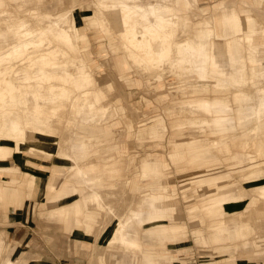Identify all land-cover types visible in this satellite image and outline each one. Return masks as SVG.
<instances>
[{"label":"rangeland","instance_id":"obj_1","mask_svg":"<svg viewBox=\"0 0 264 264\" xmlns=\"http://www.w3.org/2000/svg\"><path fill=\"white\" fill-rule=\"evenodd\" d=\"M185 1L191 9L186 17L173 23L165 20L171 32L168 42L151 39L147 48L141 25L135 28L134 42L124 45L119 15L93 0H45L42 5L0 0V27H19L22 20L25 29L0 43V115L26 113L27 108L28 123L33 125L26 126L23 122L27 117L22 118V131L15 132L14 141L8 142L11 154L0 156V184L4 187L0 189V264H13L8 256L15 248L13 258L25 256L15 259L14 264H149L141 261L147 254L156 257L153 262L158 264L160 257L167 263L164 258L170 257L169 248H178L172 253L181 255L182 263L195 257L199 262L214 259L217 264H247L237 254L236 241L241 240H251L239 245L245 253L250 249L264 251V242L256 241L262 227L259 220L264 217L254 214L264 209V189L248 183V167L236 172L241 164L236 159L244 157L247 164L251 157L264 175V142L257 141L264 136V73L251 84L250 69L258 63L250 49L241 48L239 36L216 46L211 42L216 37L207 38V27L200 20L220 0ZM222 1L227 3L217 10L242 15V0ZM244 6L251 9L248 16L264 27V0H248ZM25 7L54 17L66 13V17L56 25L31 18ZM133 9L139 10L130 9L131 15ZM200 44L210 58L218 47L235 50L236 72H218L209 62L201 66ZM179 47L185 49L184 54ZM259 63L264 64V60ZM240 67L246 70L245 76L238 73ZM7 82L15 93L14 100L6 90ZM216 97L227 111L201 106L204 100L211 103ZM242 98L247 103L241 102ZM83 103L91 105L90 112L84 113ZM222 120L231 123L214 124ZM195 121L207 123L194 132H180ZM39 129H47L46 136L39 135ZM28 130L33 137H28ZM75 131V141L86 153L81 154L82 159L97 162L101 153L96 151L114 146L109 159L77 176L106 177L97 184L78 181L72 175L74 167L65 175L54 176L57 166L69 164L62 160L63 152L74 150ZM5 140L1 134L0 144L4 146ZM29 145L32 147L27 150ZM12 150L22 160L13 156ZM196 150L207 154L198 158L204 165L195 162L192 155ZM144 163L155 170L146 173ZM215 176L221 179L214 180ZM102 183L107 187L102 188ZM65 185L82 193L86 214L93 220L89 235L82 223H76L72 202L50 198ZM145 197H152L155 211L172 221H144L143 212L150 208L143 203ZM236 203L242 204L237 213L246 214L243 221L233 220V211L225 215L228 219L231 214L227 230L213 234L215 224L206 214ZM60 206L64 208L56 209ZM236 226L250 228V234L236 240L234 232L231 239L229 230ZM145 236H161L163 241L178 238L148 249L152 241ZM118 237L124 242L117 241ZM218 237L234 244H229L228 250L216 247ZM78 238L86 242L75 240ZM125 247L136 249L138 255L131 260L123 253ZM252 261L264 264V252Z\"/></svg>","mask_w":264,"mask_h":264},{"label":"bare ground","instance_id":"obj_2","mask_svg":"<svg viewBox=\"0 0 264 264\" xmlns=\"http://www.w3.org/2000/svg\"><path fill=\"white\" fill-rule=\"evenodd\" d=\"M96 1L98 3L99 6L101 7H105V6H110L113 10H111L112 12H116L117 15H119L120 17V22H121V37L123 40L124 45L126 44H131L134 42V39L137 38L136 36V32H135V28L137 26V24L143 28V33L141 34V37L143 39V44L145 47L150 48L149 45H151L150 40L151 39H158L162 44H166L168 42V37L170 36L171 32L167 29H169V26L166 25L165 20H170L171 23L174 22V19H179L181 17H186V15L188 14V12H190V8L187 6L186 1L185 0H93ZM219 1V0H218ZM248 1V0H242V5H241V14L236 13V11L234 12L232 11H228V10H217V6L219 5H223L225 2H221V0L219 1V3H216L212 6L211 12L207 13L201 21L202 25H205L207 27V38L210 39L212 37H216L215 39H213V41H211L215 46L220 44L221 41L223 43H229V41L231 40V37L234 36H239V38L237 39V42L239 43V45L242 48V45H244L247 49H250L252 51L253 55V59L255 62H257L258 64L253 66L252 69H250L253 73L252 77L250 78V82L252 85H254V83L259 81V77L260 75H262L264 73V64L263 63H259L262 60H264V27L258 26L256 24V22L249 17V12L251 9H248L247 7L244 6V3ZM227 3V2H226ZM0 5H2V2H0ZM228 5V4H226ZM225 6V5H224ZM139 8V10L137 9H133L134 13L133 15H131V13H129L130 9L132 8ZM25 9H27L29 15L31 16V18H40L42 20H46L49 23L54 22L56 25L61 24V22L65 19L66 17V13L62 14V17L60 18L58 17H54L52 15H43V14H39L38 11L34 10H28V7H25ZM137 17H139V20L137 19ZM170 23V24H171ZM21 24V25H20ZM19 27L17 28L16 31H11L9 30V26L5 27V29H0V43H6L8 42V39L10 37L13 36H17L19 34H21L24 31V27H23V21L21 20L18 23ZM157 34H162L164 35L162 38H158L156 35ZM179 51H181L183 54L185 53V49H183L182 47L178 48ZM198 51L200 53L201 56H203L204 58L202 60H199V64L201 66L203 65H207L208 62L216 67L218 72L224 73L228 70H230L232 73L236 72V64L234 63V60L236 58V62H237V56L235 54V50H232V48H228V47H218L216 48V54L213 57H208L206 54V50L203 46V44H200ZM128 57V56H127ZM129 58V57H128ZM123 65V64H122ZM245 72L246 70H244L243 68H239L238 69V73H240L242 76H245ZM248 74H246L247 76ZM245 80H247L245 78ZM199 82V81H198ZM219 83H216L215 86H218ZM221 99L219 98H215L211 103L208 102V100H204L201 103V106L204 107H208V106H213L215 107L214 109L218 110V112H225L227 110L222 109V107H220L219 104H221L220 101ZM241 102L243 103H247V101L245 100V98H242ZM225 104V102L223 103ZM81 108L83 109L84 113H88L91 111V105H87L86 103H83ZM86 122H89V116L88 118H84ZM207 123V122H206ZM205 122H198L195 121L193 122L191 125V127L189 128H181L180 132L183 130H187L190 132H194L196 129H201L203 128V125L206 124ZM231 123V120H222V121H217L214 122V124L216 125H227ZM156 130V129H155ZM189 132V133H190ZM76 131L74 132L73 135V147L74 150H70L69 152L65 151L63 152L65 156L62 160H66L69 162L68 165H59L56 167L55 170V178L57 176H62L65 175V171H69L71 170L73 167L75 168V172L74 174H72L74 177L77 178L78 175H81L83 172V170L86 169H90L92 167H97V164L105 161L108 158V154H109V150L113 149L114 146H110L102 151H96L99 153H101L99 155V161L97 162H93L90 160H85L80 158L81 154H86L84 151H82V149L80 148V142L75 141L76 137ZM105 137V135L103 136ZM79 138V137H78ZM193 158H200V157H205L207 156V154L202 151V150H196L193 153ZM70 160V161H69ZM81 160V161H80ZM199 165H204L202 163H200ZM259 163L256 164H245L242 163L240 165H238V169H236V172H239L241 169L243 168H247L248 170V174L251 171L252 174L254 175L256 173V171H260L259 167H258ZM236 167V168H237ZM62 168V170H61ZM143 168V167H141ZM153 167H151V165L149 163H144V170L147 173L148 171H152V170H148L151 169ZM37 169H40L39 167ZM105 169V168H104ZM108 169V168H107ZM155 170V168H153V171ZM243 171V170H242ZM72 173V172H71ZM70 173V174H71ZM68 174V172H67ZM248 174H247V178H248ZM57 175V176H56ZM52 177V176H51ZM59 178V177H58ZM80 178V179H79ZM77 178L78 181H83L85 182V185H88L89 183H94L97 184L99 183V181L103 178L106 177H100V176H94V177H90L91 179H87L85 176L79 177ZM108 178V177H107ZM217 179H221V177H214V180ZM241 180H243L244 182L245 179L241 178ZM248 181L250 182L251 185L255 186L258 185L262 182L259 181H255V179L252 181H250L248 179ZM247 183V182H246ZM55 185V182L52 181L50 183V187L53 188ZM263 185V189H264V183H262ZM237 187H241L239 185V183L236 184ZM69 187V185H65L62 188L61 192H58V194L56 195H51V199H54L56 197H62L63 201L65 202H72V206H71V211H73V213L75 214V219H76V223H84L85 224V234L89 235L91 232V228H90V223L93 222V220L91 221L90 218L87 216L86 211H85V204L84 201L82 199V193L78 192L75 188L74 190L71 189H67ZM102 188H106L107 186H105V184L103 185L102 183ZM4 187L0 184V189H3ZM240 190V189H239ZM4 192V190L2 191ZM13 194L15 195V193L13 192ZM55 194V193H54ZM101 194H96L97 198L101 197ZM3 196V194H2ZM49 196V195H48ZM19 199V195L16 196ZM92 198V197H91ZM238 197H236L237 200ZM1 199V197H0ZM22 199V198H21ZM214 199H208V202H211ZM146 205H148L150 208L145 210L143 212V217L142 219L147 220L148 223L155 221V220H163V221H167L170 222L172 220H170L169 218L166 217V214H164L161 211H155L152 208V202L146 201L145 202ZM107 205V203H105ZM64 207H58L56 209L62 210ZM240 209L239 205H236L234 207H226V208H222V209H214L213 211L209 212L207 215V218L210 219L213 224L211 227V232L217 233L218 231L221 230H227L226 228V224L229 221V217L231 216L228 215L226 217H228V219L225 218V215L232 213L233 211H236V218H233V220H236V222L242 220L243 218H245V212H241V213H237ZM110 210V208H109ZM242 214V215H240ZM255 216L257 218H263L264 217V209L262 210L261 208H259L257 211L254 212ZM137 222H141V219H137ZM155 226V225H153ZM233 229V228H231ZM231 229L229 230L230 233V238L233 239L234 238V232L236 234V240H238L239 238H245L246 236H248L250 234V228L248 227H238L236 226L233 230L231 231ZM126 233L129 235V232L126 231ZM228 233V232H227ZM228 233V235H229ZM157 242V244H150L148 245V249H154V246H163L164 243H162L161 241L163 240V238L157 237L155 239ZM240 240V239H239ZM119 242H124V240H122L121 237H118ZM241 243H246L247 241L251 242V240H241ZM257 242H263V238H257L256 240ZM239 244L240 246L242 244ZM263 244H259L258 246L260 247ZM124 249V255H129V257L131 258V260L133 258H135L137 256V250L134 248H130V247H125ZM130 250V252H129ZM126 257V256H125ZM124 260V259H123ZM126 260V259H125ZM149 262V264H154L153 262V255L152 254H147L145 255V259L143 260V262ZM125 264V261H124ZM129 264V263H128ZM148 264V263H147Z\"/></svg>","mask_w":264,"mask_h":264},{"label":"crops","instance_id":"obj_3","mask_svg":"<svg viewBox=\"0 0 264 264\" xmlns=\"http://www.w3.org/2000/svg\"><path fill=\"white\" fill-rule=\"evenodd\" d=\"M14 2V3H22L23 2V4H27V3H31V4H33V3H35V4H38V5H42V3L41 2H44L45 0H10V2ZM0 18H2L1 16H0ZM10 28H9V30H11V31H16L17 30V28H18V26H17V24H14V25H12V26H9ZM0 29H5V27L4 28H1L0 27ZM29 30H31V29H29ZM24 31H25V29H24ZM32 34V33H31ZM19 35H21V34H19ZM18 73H20V72H18ZM18 73H16V75H18ZM22 82H26L25 80H23ZM7 86V88H6V90H7V92H9V95H12L13 96V100L14 99H16V97H15V93H14V91H13V88H12V86H11V84H9L8 82H7V84H6ZM22 86V85H21ZM24 95H25V90H24ZM10 98H11V96H10ZM1 114V113H0ZM4 114V116H2V115H0V125L2 126L1 127V129H0V135L1 134H5V141H7V143L4 141L3 143L5 144L4 146L3 145H1L0 144V156H4L5 154H8V153H10L11 154V149L9 148V143L8 142H13L14 141V133L15 132H19V131H22L21 130V128H20V126H21V123H22V118H25V117H27L26 119H25V121L23 122V123H25L26 124V126L29 124V126L30 127H32L33 125L32 124H30V123H28V114H29V110H27V108H26V113L25 112H23V111H20V112H15V114L14 113H9L8 114V112H6V113H3ZM25 124H24V126H25ZM44 126V125H43ZM242 131V129L240 130V131H238L237 133H239V132H241ZM26 132V134H28V137H33L32 136V133H31V131L30 130H28V131H25ZM47 133V129H39V135H41V136H46L45 134ZM2 138H3V136H2ZM258 142H264V136L261 134V136L259 137V139L257 140ZM14 146H15V144H14ZM27 147V150L28 149H30L31 147H32V145H29V146H26ZM41 148V147H40ZM12 155L13 156H16L17 154L14 152L13 153V150H12ZM25 155H28V152H25ZM17 158H19L20 160H22V158L20 157V155L18 154L17 155ZM244 158V157H243ZM243 158L242 157H239L238 159H236V163H243ZM251 157H248V159H247V163L248 164H258V162L256 161V160H251L250 159ZM246 159V158H245ZM195 160V162H201V161H203V160H199L198 158H196V159H194ZM202 164H203V162H201ZM200 164V163H199ZM198 164V165H199ZM240 165V164H239ZM41 169V168H40ZM260 169V171H256V173L253 175L252 174V172L250 171L249 172V174H248V179L250 180V181H252V179L254 180L255 179V181H259V182H262V183H264V175H262L261 174V172H263V170H261L262 168H259ZM38 171V170H37ZM9 175V174H8ZM8 183H11V181L9 180L8 181ZM248 183L250 184V182L248 181ZM262 183H260V184H258V185H255V186H257V187H259L261 190L263 189L262 187H263V185H262ZM17 192V191H16ZM15 195L17 196V195H19V194H16L15 193ZM236 197H238L237 198V201H239V199H241V194H238ZM145 198H148V199H145ZM144 198V200H143V203L145 202V201H149V202H154L155 200L151 197V198H149V197H145ZM151 200V201H150ZM152 202V203H153ZM236 205H239V206H241L242 204L241 203H236ZM152 208H153V210H155V209H157V207L154 205V204H152ZM161 210H163V208H161ZM259 220V219H258ZM259 223L261 224V231L259 232V237L260 238H263V235H264V220L263 219H260L259 220ZM82 224L84 225V227H85V224L82 222ZM256 234H257V231L255 232ZM146 237V239H148V240H150V241H152V243L151 244H157V242H159V241H156L155 240V238H157V236H145ZM160 238H163V237H161V236H159ZM250 237H252V235H250ZM178 237H176L175 239H173V241H171V240H169V241H161L162 243H164V244H166V243H168V242H175L176 241V239H177ZM169 239H171V238H169ZM195 239V238H194ZM217 240H215L214 241V243L216 244V247H219V248H221L222 246H223V248H224V250H228L227 248H228V246H229V244H234L231 240H225V239H222V238H220V237H218V238H216ZM75 240H79V241H81V242H86V240L85 239H80V238H78V239H75ZM198 239H195V241H197ZM204 241V240H203ZM139 243H141L140 242V240L138 241ZM263 242H264V239H263ZM205 243V242H204ZM175 244H177V243H175ZM239 244L240 243H238V241H236V250L238 251L237 252V254H238V256L240 257V258H243L245 261H247V264H255V263H253L254 261H252V260H256V258L258 257V255H262V252H264V251H262V252H256V249H250V251L248 252V253H245V250L244 251H242V250H240V248H239ZM16 245H18V244H16ZM17 247V246H16ZM233 248V250L235 251V253H236V250L234 249V247H232ZM16 249V248H15ZM15 249L9 254V256H8V259H10V261L12 260L13 261V264H14V260L15 259H22L24 256H25V254L23 253V254H21V255H19V256H16V257H12V253L15 251ZM175 250H178V248H176V249H174L173 251H175ZM169 258H164V259H166V261L165 262H167V263H162V262H164L162 259L163 258H157V260L159 261L158 262V264H217V260H214V259H211V260H205V261H202V262H199V259H197V258H195V257H191V259H188L187 261L188 262H184V263H182L180 260L181 259H183L182 257H180L181 255H177L176 256V254H173L172 252V250L169 248ZM244 252V253H243ZM142 253V252H141ZM241 254H245L244 256H242ZM137 255H138V253H137ZM154 255H157V251H156V253L154 254ZM245 256H247V257H245ZM19 257V258H18ZM154 258H156V257H154ZM153 258V259H154ZM223 259V258H222ZM141 261H143L142 259H141ZM143 263V262H142ZM11 264V263H10ZM144 264V263H143Z\"/></svg>","mask_w":264,"mask_h":264}]
</instances>
